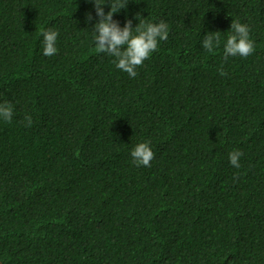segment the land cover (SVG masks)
<instances>
[{
	"label": "trees",
	"instance_id": "obj_1",
	"mask_svg": "<svg viewBox=\"0 0 264 264\" xmlns=\"http://www.w3.org/2000/svg\"><path fill=\"white\" fill-rule=\"evenodd\" d=\"M127 2L121 28L169 32L135 78L94 51L93 3L0 0V264H264V0ZM233 20L255 51L225 60Z\"/></svg>",
	"mask_w": 264,
	"mask_h": 264
},
{
	"label": "clouds",
	"instance_id": "obj_2",
	"mask_svg": "<svg viewBox=\"0 0 264 264\" xmlns=\"http://www.w3.org/2000/svg\"><path fill=\"white\" fill-rule=\"evenodd\" d=\"M95 6L96 16L99 22L95 23L93 28V40L95 43L94 51L97 54L103 53L114 57L112 61L118 70L127 73L130 78L137 76L136 69L143 65V62L150 58L151 54L158 48L159 41L167 40L169 32L168 25L161 21L158 24L145 22V19L139 20L135 28L132 27V21L127 20L123 28L118 22L113 20V16L122 9H126L127 0H86ZM108 4L110 11L105 14L104 5ZM86 22H91L93 17L91 13H86ZM138 17V16H137ZM136 17V19H137ZM230 34L224 43V59L229 56L239 55L247 58L255 51L254 42L249 37L250 29L246 24L233 20L230 26ZM43 40V55L50 57L57 54L58 31L48 29L41 33ZM221 33L216 31L204 36L202 48L208 53H213L220 46ZM221 75H226L223 69H220ZM13 107L11 103H0V118L5 122H11ZM26 127L32 125L30 116H26ZM243 155L240 150H234L229 153L230 164L236 168L240 167L239 159ZM148 142L137 144L131 151L132 162L136 167H150L154 159Z\"/></svg>",
	"mask_w": 264,
	"mask_h": 264
}]
</instances>
